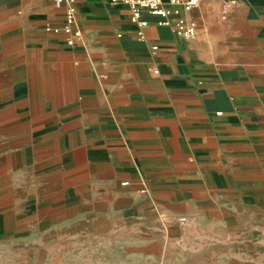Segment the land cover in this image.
<instances>
[{
	"label": "crops",
	"instance_id": "0c3cea01",
	"mask_svg": "<svg viewBox=\"0 0 264 264\" xmlns=\"http://www.w3.org/2000/svg\"><path fill=\"white\" fill-rule=\"evenodd\" d=\"M66 1L0 0V236L51 262L264 264V0H203L189 41Z\"/></svg>",
	"mask_w": 264,
	"mask_h": 264
},
{
	"label": "built area",
	"instance_id": "2783aa9c",
	"mask_svg": "<svg viewBox=\"0 0 264 264\" xmlns=\"http://www.w3.org/2000/svg\"><path fill=\"white\" fill-rule=\"evenodd\" d=\"M58 5L67 2L66 0H53ZM118 4L127 6L132 13V21L138 25V36L140 40L144 39V28L148 22L142 19L143 12L159 17L160 26L171 27L174 34L184 40L189 41L197 36L198 24L192 19L186 17L196 10L203 0H114ZM230 5L227 4L223 11L226 15ZM172 17H175L174 21ZM66 26L63 28L67 34V45L75 47L77 42L82 39V30L79 26L76 9L72 1H69L66 14ZM49 31L59 32L60 29L48 28ZM159 50L158 46H153V54ZM130 182H122V186H128ZM185 218H180V222H185Z\"/></svg>",
	"mask_w": 264,
	"mask_h": 264
},
{
	"label": "rangeland",
	"instance_id": "374dc122",
	"mask_svg": "<svg viewBox=\"0 0 264 264\" xmlns=\"http://www.w3.org/2000/svg\"><path fill=\"white\" fill-rule=\"evenodd\" d=\"M10 237V238H9ZM11 236H0V264H94L93 261L64 260L62 256L55 255L51 262L47 259L45 252L40 248L36 250L35 246L27 244L10 243ZM45 247V246H44ZM57 259V260H56Z\"/></svg>",
	"mask_w": 264,
	"mask_h": 264
}]
</instances>
